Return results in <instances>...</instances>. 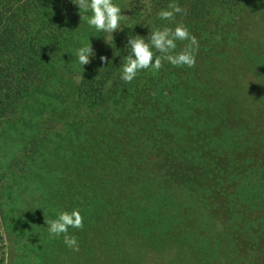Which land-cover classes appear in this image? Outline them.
I'll return each instance as SVG.
<instances>
[{
	"label": "rangeland",
	"instance_id": "obj_1",
	"mask_svg": "<svg viewBox=\"0 0 264 264\" xmlns=\"http://www.w3.org/2000/svg\"><path fill=\"white\" fill-rule=\"evenodd\" d=\"M65 1L0 0V264H264V240L252 255L237 237L249 211L264 226V0H114L127 17L112 40L66 19ZM172 2L184 12L160 19ZM179 23L198 41L195 66L123 81L128 39ZM39 51L46 62L19 83ZM48 102L52 115H33ZM230 135L235 150L219 151ZM243 156L249 169L227 178ZM73 209L79 251L45 223Z\"/></svg>",
	"mask_w": 264,
	"mask_h": 264
},
{
	"label": "clouds",
	"instance_id": "obj_2",
	"mask_svg": "<svg viewBox=\"0 0 264 264\" xmlns=\"http://www.w3.org/2000/svg\"><path fill=\"white\" fill-rule=\"evenodd\" d=\"M73 3L79 8L80 20L86 21L97 32L108 33L111 40L112 33L121 30V21L127 17L121 14V7L115 5L112 0H75ZM89 12L91 16L87 15ZM182 12L184 10L177 3L172 2L168 4L167 10H161L158 16L160 19L172 22L176 14ZM177 41H189V43L182 51L176 52ZM127 46L130 47V54L125 57L126 62L122 65L121 74V79L127 83L132 82L141 70L151 68L159 71L164 61L177 67H194L199 47L196 37L191 35L183 23L177 24L174 28L165 26L153 30L148 36V42L143 37L135 36L128 39ZM76 54L81 67L89 64V57L95 55L90 41L77 49ZM100 60L102 63L110 62L105 56H100ZM83 220L79 209H73L71 212L61 211L57 219L45 220V223L52 238L63 234L64 243L73 251H79L77 238L69 235L68 230L82 229Z\"/></svg>",
	"mask_w": 264,
	"mask_h": 264
},
{
	"label": "trees",
	"instance_id": "obj_3",
	"mask_svg": "<svg viewBox=\"0 0 264 264\" xmlns=\"http://www.w3.org/2000/svg\"><path fill=\"white\" fill-rule=\"evenodd\" d=\"M57 1H59V0H47V2L50 3V5H51V3H57ZM113 1L114 0H112V2ZM34 2H35V0H28V3L31 5L34 4ZM73 2H75V0H73ZM115 5H117V3ZM253 7H254V5H252V4L244 5V8L247 11H251ZM56 8L60 9L62 11H66L65 13H63V16H65L66 19H74V18L76 19L77 13H79L78 6L74 3H72V0H66L63 4H58L56 6ZM131 12H133V10H130V13ZM87 15L91 16V12L87 13ZM78 25L81 27V30L83 32L89 30V32L93 35L101 36V37H103V39L106 38V40L111 39L109 34H106L105 32H97L93 26H89L87 24V22L84 20H79ZM59 28H61V31H62V29L66 28V33H67L69 25L68 24H61V26H59ZM56 30H57V27L55 25H53L51 28V31L53 32ZM116 34H117L116 32L112 33V39H114L116 37ZM55 49L56 48L54 47L53 50H55ZM40 54H44V52L39 51L38 53H31L28 56H26L24 58V60H22L23 62L21 64V66H19V68H18V71H19L18 73H21L23 76L20 74H17V76H16V79L18 80L19 83H21V82L26 83V78H24V75H28L27 74V68L28 67L29 68L35 67L37 64H39L43 61L46 62L45 58L43 56H41ZM89 85L96 88V85H93V84H89ZM154 86H156V85H154ZM154 89H155V87H154ZM4 91L6 93L8 92V94H7L8 97H9V95H11V93H13L12 90L10 89V87H8V86H6V88H4ZM22 93H24V92H22ZM13 95L15 96V93H13ZM18 97H20V94L18 95ZM3 104H4V102L0 98V112L3 111ZM54 108L55 107H52L51 103L48 102L46 104V106L43 107V112H41V113H39V111H37L36 113L33 112V115L41 118L42 120H46L45 119L46 115H52L51 113H49V111H53ZM213 113L215 115L214 117H216V120L219 121L220 120L219 115L214 110H213ZM19 123H20V125L22 124V126L24 128H26V126L27 127L30 126V127L34 128L35 130L41 129L40 122H38L37 120L34 121L31 118H29V120H20ZM224 126L227 127V122L224 123ZM228 131H229V129H228ZM260 136L262 137V135H260ZM231 137L232 136L230 135L229 138H226L227 142H224L221 145H218L217 149H219V151H221V152L223 150H227L230 148H231V150H235L234 149V146H235L234 142L236 139L231 138ZM239 150L240 149H238L236 151L235 156H236V154L239 153ZM251 158L255 159V155H253ZM248 159L245 160V158L243 156V158L240 160H233V164H235L236 170H231V171L227 172L226 173L227 178L231 175L233 177H235L236 175H239V176L241 174L243 175V172H245L247 169H249V166L246 165ZM206 160H207V163L210 164V168L212 170H214V168H213L214 166L212 165L211 158L207 157ZM214 176H215V178H217L216 174H214ZM218 179H219V177H218ZM249 213L251 214V217L253 218V220L252 219L248 220V218H247L248 222L246 225H244L241 236H237V237H238V239H240V242H242V244L248 245V247L250 248V252L253 255V254H255L256 248L259 246L258 242L260 240H264V226H261V224L258 223L259 221H261V220H258V218L261 217L260 214L256 213L255 211H249ZM255 216H257V218ZM254 223H256V224H254ZM238 263L242 264L243 261H241V259H240V260H238ZM244 264H248L247 260H244Z\"/></svg>",
	"mask_w": 264,
	"mask_h": 264
}]
</instances>
